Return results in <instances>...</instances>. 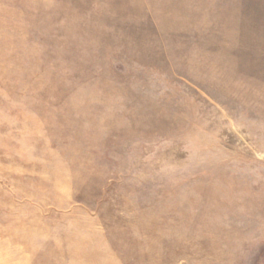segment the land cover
Masks as SVG:
<instances>
[{
  "label": "rangeland",
  "instance_id": "374dc122",
  "mask_svg": "<svg viewBox=\"0 0 264 264\" xmlns=\"http://www.w3.org/2000/svg\"><path fill=\"white\" fill-rule=\"evenodd\" d=\"M0 264H264V0H0Z\"/></svg>",
  "mask_w": 264,
  "mask_h": 264
}]
</instances>
